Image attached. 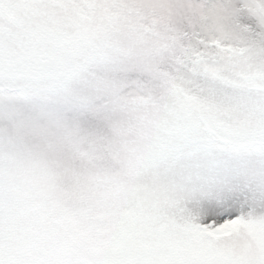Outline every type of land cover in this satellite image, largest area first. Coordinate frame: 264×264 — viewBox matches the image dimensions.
<instances>
[{
    "label": "snow or ice",
    "instance_id": "obj_1",
    "mask_svg": "<svg viewBox=\"0 0 264 264\" xmlns=\"http://www.w3.org/2000/svg\"><path fill=\"white\" fill-rule=\"evenodd\" d=\"M0 264H264V0H0Z\"/></svg>",
    "mask_w": 264,
    "mask_h": 264
}]
</instances>
